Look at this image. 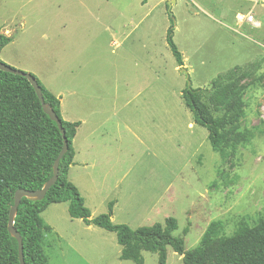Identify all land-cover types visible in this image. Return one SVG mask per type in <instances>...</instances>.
I'll return each mask as SVG.
<instances>
[{"label":"rangeland","instance_id":"1","mask_svg":"<svg viewBox=\"0 0 264 264\" xmlns=\"http://www.w3.org/2000/svg\"><path fill=\"white\" fill-rule=\"evenodd\" d=\"M250 8L259 29L236 20ZM171 23L181 67L166 43ZM5 30L17 32L18 39L2 49L0 61L31 74L60 98L64 120L82 117L98 103L118 111V155L129 171L121 183L125 202L142 210L152 201L144 195L171 183L169 197L177 200L168 217L177 221L173 236L184 239L185 252L197 247L213 221L223 223L221 238L242 221L253 226L264 219L262 0H0V35ZM182 68L215 116L223 113L210 100L218 78L242 91L244 115L237 127L227 128L221 152L212 150L207 130L194 122L182 99ZM87 204L93 218L108 211ZM66 206L51 205L41 214L51 228L43 243L48 264H134L119 259L114 233L70 223ZM164 220L135 217L130 228ZM142 255L144 264H158L157 254ZM166 264H183L170 247Z\"/></svg>","mask_w":264,"mask_h":264},{"label":"trees","instance_id":"2","mask_svg":"<svg viewBox=\"0 0 264 264\" xmlns=\"http://www.w3.org/2000/svg\"><path fill=\"white\" fill-rule=\"evenodd\" d=\"M147 0H142L146 3ZM174 25L166 33V43L177 67L183 66L182 55L173 41ZM11 39L0 35V52ZM0 63H2L0 61ZM35 78V77H34ZM36 79V78H35ZM45 105L57 116L65 131L68 149L59 162L57 181L42 200L23 197L13 219V227L21 236L25 264H48L43 243L51 231L41 214L52 204L68 203L71 219H80L86 226H95L114 233L121 247L119 259L144 264L143 252L158 255V264H166L167 248L182 258L183 264H264V219L249 226L240 222L231 236L221 237V221L211 222L199 244L191 252L184 251V239L173 236L177 221L168 217L163 224L132 230L127 225L111 221L113 203L108 212L91 218L77 188L68 180L73 165V139L79 123L63 119L60 99L37 80ZM211 102L223 109L215 116L203 102L200 89L185 90L182 99L194 122L208 132L213 151L221 152L227 141V128L238 126L243 117L241 89L218 78L213 84ZM228 95L230 97L228 98ZM230 133V132H229ZM237 142L231 144L235 148ZM63 148V137L49 115L45 113L34 89L22 76L0 70V264H20L17 239L9 232V214L17 190L40 191L54 175L55 161ZM187 229L183 234L186 235ZM217 240L218 244H217Z\"/></svg>","mask_w":264,"mask_h":264},{"label":"crops","instance_id":"3","mask_svg":"<svg viewBox=\"0 0 264 264\" xmlns=\"http://www.w3.org/2000/svg\"><path fill=\"white\" fill-rule=\"evenodd\" d=\"M167 1L170 0H164V2ZM262 2L264 3V0ZM249 10V12H252V8ZM16 33L11 30L4 31L3 36L11 39L10 43L4 48L14 45L18 39V36H15ZM75 94L76 92H73V95ZM104 108L103 104L98 103L94 109H85L82 117L73 116L68 120L69 122L79 123L73 139L75 154L73 165L68 171L69 182L79 191L86 208L90 209L87 200L93 205L99 204L107 207L112 202L113 213L111 221L114 223L117 218L122 217L126 219L122 223L130 228L131 223H133L132 219L135 217L140 218L142 221L145 219L156 220L159 216L163 220L168 218L174 213L172 205L177 200L175 196L169 197L171 183L158 194H153L152 196L144 195V198L152 201L142 210H138L136 205L131 206L130 200L125 202L121 183L125 176L129 174V171H124L123 169V160L118 155L122 147L117 146L118 143L122 144V129L120 125L122 121L117 116L118 111L114 108L109 112ZM193 126V123H189V127ZM126 129L132 134L130 128L126 126ZM62 204H52V206ZM66 210L68 212V203ZM92 216L91 214V218H93ZM71 221L70 223H79V226L85 225L80 219H71ZM84 228L92 230L93 226L85 225Z\"/></svg>","mask_w":264,"mask_h":264},{"label":"water","instance_id":"4","mask_svg":"<svg viewBox=\"0 0 264 264\" xmlns=\"http://www.w3.org/2000/svg\"><path fill=\"white\" fill-rule=\"evenodd\" d=\"M174 0H170L169 3H172ZM0 70L3 72H7L10 73L12 75H16V76H22L24 78L27 79V81L30 83V85L32 86V88L34 89L39 101L41 102V105L45 111V113H47L49 115V117L51 118V120L56 123L62 137H63V148L60 152V154L58 155L56 161H55V165H54V175L53 177L50 179L49 182H47L45 184V186L43 187L42 190L40 191H33V192H29L26 190H17L15 195H14V206L10 211L9 214V223H8V230L9 232L17 239L18 242V252H19V260H20V264H25L24 261V256H23V242L21 239V236L19 235V233L14 229L13 227V219L15 217V214L17 212L20 200L25 197L27 199H32V200H42L48 189L55 184V182L57 181V176H58V167H59V162L62 159V157L66 154L67 149H68V144H67V139L65 137V131L62 127V124L60 122V120L57 118V116L50 110V108L45 105L44 100H43V95L41 92V88L39 87L36 79L34 78V76H32L29 73H25L22 71H19L17 69H14L8 65H5L4 63H0ZM187 77V90H191V82L189 81L188 75H187V71L182 68L181 69Z\"/></svg>","mask_w":264,"mask_h":264},{"label":"built area","instance_id":"5","mask_svg":"<svg viewBox=\"0 0 264 264\" xmlns=\"http://www.w3.org/2000/svg\"><path fill=\"white\" fill-rule=\"evenodd\" d=\"M236 20L238 23L243 24L246 23L250 25L252 28L259 29L261 28V23L258 21L252 12H248L247 14H237Z\"/></svg>","mask_w":264,"mask_h":264}]
</instances>
